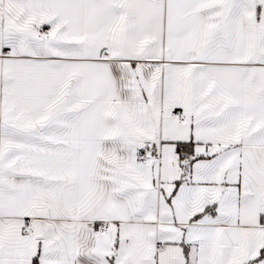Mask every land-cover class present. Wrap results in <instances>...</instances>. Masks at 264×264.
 Masks as SVG:
<instances>
[{"label":"snow or ice","instance_id":"obj_1","mask_svg":"<svg viewBox=\"0 0 264 264\" xmlns=\"http://www.w3.org/2000/svg\"><path fill=\"white\" fill-rule=\"evenodd\" d=\"M0 264H264V0H0Z\"/></svg>","mask_w":264,"mask_h":264}]
</instances>
